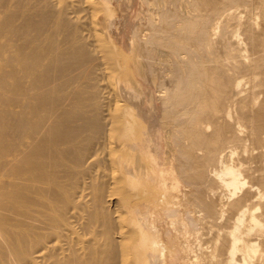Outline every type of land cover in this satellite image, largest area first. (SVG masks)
<instances>
[{
  "label": "bare ground",
  "instance_id": "bare-ground-1",
  "mask_svg": "<svg viewBox=\"0 0 264 264\" xmlns=\"http://www.w3.org/2000/svg\"><path fill=\"white\" fill-rule=\"evenodd\" d=\"M37 1L0 0V264H167L180 249L193 264H264V0H141L155 7L147 33L132 23L131 43L136 73L148 85L162 78L159 114L135 65L125 73L120 60L109 81L113 44L101 26H112L110 0ZM139 1L117 8L139 18ZM195 73L196 102L169 109ZM131 120L153 167L145 211H124L115 196L116 172L131 174L119 142L144 170ZM157 121L172 127L186 159L178 170L198 190L185 217L192 239L178 231L171 246L162 209L177 229L184 215L177 184L156 177Z\"/></svg>",
  "mask_w": 264,
  "mask_h": 264
},
{
  "label": "rangeland",
  "instance_id": "rangeland-1",
  "mask_svg": "<svg viewBox=\"0 0 264 264\" xmlns=\"http://www.w3.org/2000/svg\"><path fill=\"white\" fill-rule=\"evenodd\" d=\"M120 3V0H110L109 1V7L111 8V14L106 15L107 19V25L112 24V26L109 29H106L104 25L101 26V30H104L105 37L107 35L108 40L113 44V51L109 54H111L109 58V64H108V77L109 81L112 82L114 85L116 84L117 80L120 77V71H122L121 66L119 65L120 60L124 61L125 65V73L129 70V68L132 66L135 67L131 71L133 74L134 82L137 84H140L144 87V90H147L149 87V91L154 96V103L157 105L158 114L160 111V101L163 99L164 95L167 92H161V90L156 89L158 87V83L163 82L162 78L160 82H155L153 85L146 83L142 75L139 76L136 72L139 68L140 71V53H139V43L137 41H133L131 43V34H132V23H135V25H140L143 29V33H147L145 30L146 28V17L148 16L147 11H149V8L151 7L147 3H143L141 0L135 5V9L131 10L134 11L133 13H141V18L139 15V18L136 17V15H133L128 20L123 17L122 12L120 11L118 7V3ZM143 3V4H142ZM188 3V1H187ZM38 5L37 0H32L31 7H35ZM148 5V6H147ZM140 7V8H139ZM148 7V8H147ZM115 8V10H114ZM137 9L139 11H137ZM144 11H143V10ZM146 10V11H145ZM154 10V8H153ZM150 10V13L153 11ZM117 12V13H116ZM146 14V15H145ZM143 15V16H142ZM145 15V16H144ZM141 19V20H139ZM139 22V23H137ZM145 26V27H144ZM106 29V30H105ZM145 30V31H144ZM34 33V31L32 32ZM161 48L164 49L163 45L160 44ZM184 54H182L183 56ZM186 57V56H185ZM193 58H195L193 56ZM195 63V62H193ZM163 71V70H162ZM146 72L149 74V70H146ZM194 75L198 76L199 74L195 73L192 75H188L193 77ZM164 78L167 80L172 77V74H168L163 72ZM158 76H156L157 78ZM196 83L192 78L187 83V90H179L172 93V100L173 103H169L168 108L174 109L175 111L179 110V108L188 102H196L198 96L201 94L202 90V84L200 81H197ZM137 86V85H136ZM168 86V85H167ZM115 90V89H114ZM130 93H128L129 97H132L135 99L137 97L138 92L134 91L132 92V89H129ZM116 92V90H115ZM191 116V114L187 113L185 114V117L188 119ZM151 125L153 126V129L151 131L152 136H154V139L152 138L151 142V149L155 156V163H156V177L158 180L160 178H166L170 177L178 186L177 191H173L177 194V202H178V208L180 210V213H182L183 221H182V227H178L177 225L175 228L172 226L171 219L166 217L165 211L162 209V214L165 218H162V228H163V240L167 243L169 246H171L172 241L174 240V237L178 235L176 232L183 231L186 232L184 238H180V241H186L190 242L192 239V231L193 229L189 227L187 224V221L185 220V217L187 214H191L192 216H195V209L196 204L191 201V197L195 195L198 190L196 187L193 186V184L189 183L185 179V174L183 170H178L179 163L186 162V159L183 158L180 155V144L175 142V138L171 136H167L168 132H171L172 127H169L168 129H164V126L162 123L157 121L155 124L151 122ZM131 130L133 131L135 139H137L139 150L137 153V157L141 161V164L144 166V170L140 171L135 167L134 161H135V153L131 147V144L129 141L122 140V143L119 142V145L117 146L118 155H125L127 153H130V160H131V168H130V176H128L124 171L118 170L116 173V181L118 184V193L115 194L116 199L121 204V207L124 211H128L127 209L129 207H137V204L142 207V211H145L144 204L146 203V200H151V196L149 194V187L147 182L148 180L145 178L144 173H151L153 167L152 162L149 159V155L147 153V150L145 148V145L141 144L138 141L137 136V125L134 120H131ZM126 139V138H125ZM171 142L172 145L170 148L166 146L167 142ZM100 149H98L99 151ZM140 152V153H139ZM179 172V173H178ZM171 180V181H172ZM171 197H168L167 199H170ZM171 207H175L173 204L168 203V209H171ZM164 208V207H163ZM153 209V208H152ZM181 223H179L180 225ZM177 230V231H176ZM169 232V236L166 237V233ZM174 250V249H173ZM167 264H193L192 262V256L183 252L181 249L176 250L175 252H171V257H167ZM203 264V263H201Z\"/></svg>",
  "mask_w": 264,
  "mask_h": 264
}]
</instances>
